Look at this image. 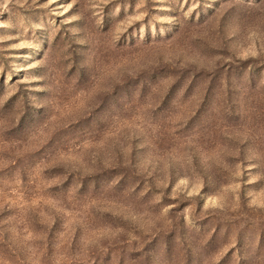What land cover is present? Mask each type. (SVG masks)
I'll use <instances>...</instances> for the list:
<instances>
[{
	"label": "rangeland",
	"instance_id": "374dc122",
	"mask_svg": "<svg viewBox=\"0 0 264 264\" xmlns=\"http://www.w3.org/2000/svg\"><path fill=\"white\" fill-rule=\"evenodd\" d=\"M0 264H264V0H0Z\"/></svg>",
	"mask_w": 264,
	"mask_h": 264
}]
</instances>
